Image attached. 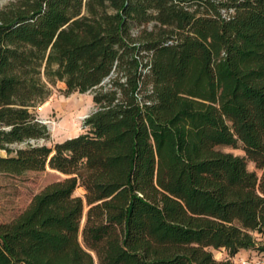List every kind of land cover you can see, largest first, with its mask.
<instances>
[{
    "label": "trees",
    "instance_id": "1",
    "mask_svg": "<svg viewBox=\"0 0 264 264\" xmlns=\"http://www.w3.org/2000/svg\"><path fill=\"white\" fill-rule=\"evenodd\" d=\"M57 82L95 110L47 146ZM0 150V174L64 175L0 223V264H230L210 249L264 231V0L0 8Z\"/></svg>",
    "mask_w": 264,
    "mask_h": 264
},
{
    "label": "rangeland",
    "instance_id": "2",
    "mask_svg": "<svg viewBox=\"0 0 264 264\" xmlns=\"http://www.w3.org/2000/svg\"><path fill=\"white\" fill-rule=\"evenodd\" d=\"M15 1L0 0V8L6 7ZM50 90V96L32 110L48 128L50 138L46 141H39V144L47 146H52L56 142L85 133L87 128L84 127L83 121L95 110L91 94L88 92L84 94L78 92L66 94L65 86L61 82H57ZM218 149L239 156L244 154L240 147L221 146ZM0 156H6V153L0 150ZM247 168L250 171H256L258 176L261 175V172L257 171L253 163L248 160ZM63 178L64 175L49 168L43 171H27L20 175L0 174V223L12 221L28 206L35 194L39 193L48 184ZM74 195L83 198L84 190L79 187L75 190ZM86 210L85 206L78 234L81 244V231L85 222ZM253 237L257 248L264 246V231L262 233L254 232ZM257 248L245 250L244 254L237 253L234 256H230L223 248L210 249V251L216 260L229 261L230 264H242L243 261L249 264H264V252L259 251ZM95 264H97L96 259Z\"/></svg>",
    "mask_w": 264,
    "mask_h": 264
},
{
    "label": "crops",
    "instance_id": "3",
    "mask_svg": "<svg viewBox=\"0 0 264 264\" xmlns=\"http://www.w3.org/2000/svg\"><path fill=\"white\" fill-rule=\"evenodd\" d=\"M65 140V139H64ZM64 140H62V141H64ZM62 141H59V142H62ZM245 253V250H240L239 252H238V254H244Z\"/></svg>",
    "mask_w": 264,
    "mask_h": 264
},
{
    "label": "built area",
    "instance_id": "4",
    "mask_svg": "<svg viewBox=\"0 0 264 264\" xmlns=\"http://www.w3.org/2000/svg\"><path fill=\"white\" fill-rule=\"evenodd\" d=\"M242 264H249V263H246V261H243Z\"/></svg>",
    "mask_w": 264,
    "mask_h": 264
}]
</instances>
